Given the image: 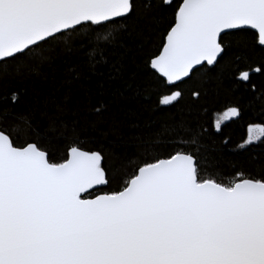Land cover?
Listing matches in <instances>:
<instances>
[{
	"label": "water",
	"instance_id": "95a60500",
	"mask_svg": "<svg viewBox=\"0 0 264 264\" xmlns=\"http://www.w3.org/2000/svg\"><path fill=\"white\" fill-rule=\"evenodd\" d=\"M130 10L131 0H0V61ZM241 28L264 46V0H182L161 57L186 77ZM101 163L76 146L52 163L0 130V264H264V181L199 182L194 156L178 152L140 166L116 193L85 197L106 184Z\"/></svg>",
	"mask_w": 264,
	"mask_h": 264
},
{
	"label": "trees",
	"instance_id": "16d2710c",
	"mask_svg": "<svg viewBox=\"0 0 264 264\" xmlns=\"http://www.w3.org/2000/svg\"><path fill=\"white\" fill-rule=\"evenodd\" d=\"M181 1L131 0L126 16L1 60L0 130L52 163L73 146L99 152L106 184L85 197L116 193L140 166L178 152L194 156L199 182L264 181V46L251 29L227 31L214 63L172 76L161 56Z\"/></svg>",
	"mask_w": 264,
	"mask_h": 264
},
{
	"label": "rangeland",
	"instance_id": "374dc122",
	"mask_svg": "<svg viewBox=\"0 0 264 264\" xmlns=\"http://www.w3.org/2000/svg\"><path fill=\"white\" fill-rule=\"evenodd\" d=\"M227 116L226 112H221L216 115V123H219L221 120H223Z\"/></svg>",
	"mask_w": 264,
	"mask_h": 264
},
{
	"label": "flooded vegetation",
	"instance_id": "af4514ba",
	"mask_svg": "<svg viewBox=\"0 0 264 264\" xmlns=\"http://www.w3.org/2000/svg\"><path fill=\"white\" fill-rule=\"evenodd\" d=\"M177 74L173 72V75L172 76H176Z\"/></svg>",
	"mask_w": 264,
	"mask_h": 264
}]
</instances>
